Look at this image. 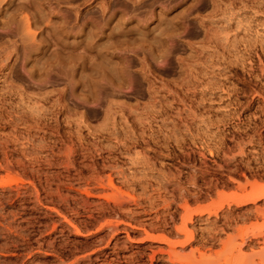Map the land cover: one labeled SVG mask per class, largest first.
Listing matches in <instances>:
<instances>
[{"label": "rangeland", "instance_id": "374dc122", "mask_svg": "<svg viewBox=\"0 0 264 264\" xmlns=\"http://www.w3.org/2000/svg\"><path fill=\"white\" fill-rule=\"evenodd\" d=\"M106 1L0 0V264H170L184 224L178 264L259 261L264 0Z\"/></svg>", "mask_w": 264, "mask_h": 264}, {"label": "bare ground", "instance_id": "6f19581e", "mask_svg": "<svg viewBox=\"0 0 264 264\" xmlns=\"http://www.w3.org/2000/svg\"><path fill=\"white\" fill-rule=\"evenodd\" d=\"M224 1L225 0H199L202 6H210L212 12L215 15L219 14L222 10H225L226 8H228L227 6L225 8L222 7V5H227V4H224ZM234 1L235 0H233L229 4L234 3ZM102 5L104 8L109 6L106 0H104V3H102ZM149 10H151L150 11V15H151L153 10L151 8ZM85 23H87V21ZM92 25L95 26L93 23ZM64 28L65 27L62 26L60 29V32H64L65 31ZM86 48L87 46L84 49ZM102 48H107V46L103 45ZM166 50L169 51V48H167ZM78 58L80 60V65L82 66V68H85L88 66L89 60L87 59L85 55L79 54ZM127 69H128V63L125 60L124 61L122 60L121 62H116V61H113L111 58H107L105 55V58L102 61H99L98 63L93 65V68L91 69L89 73L87 74L83 73L80 76V78L77 80H75V77L73 75L74 83L75 85L80 83V85H82L84 88L87 89V88L105 87L107 85H113L115 80L117 79L118 85H120L122 84L124 80V76H125V73L127 72ZM76 71H77V68L75 67L73 70V73H75ZM263 191L264 189H259L257 192L261 194ZM255 213L264 214V206H259V205L255 206ZM183 235L186 236V239H182ZM173 237L175 239L172 241V243L169 242L168 248H164L158 245L156 247L149 245L151 246V251L153 253L151 256V259H154L155 257H157V254H159V257H161L162 259L168 260L170 264H178L184 258L194 257L195 252L198 250V248L193 247L190 249L188 253H186V249L184 247L185 246L184 243L187 240H190V239L192 240L194 238L193 230L188 229L186 224L178 226L176 227L173 233ZM210 238L212 240H215L216 235L212 234ZM261 238H262V241H261L262 244L260 245L259 250L253 251V253L259 257V261H256L254 257H251L248 255L245 257V259L250 260V263L244 262L243 264H257V262L262 264V262L264 261V234L261 235ZM222 244L225 248L226 247L234 248L238 245V242L235 236L228 235L226 240H222ZM147 248L149 247L147 246ZM94 259L95 261H100V262L106 261V259H103L98 254L95 255Z\"/></svg>", "mask_w": 264, "mask_h": 264}]
</instances>
